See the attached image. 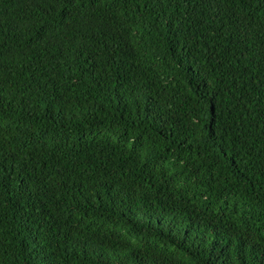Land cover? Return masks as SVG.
I'll use <instances>...</instances> for the list:
<instances>
[{"label":"trees","instance_id":"16d2710c","mask_svg":"<svg viewBox=\"0 0 264 264\" xmlns=\"http://www.w3.org/2000/svg\"><path fill=\"white\" fill-rule=\"evenodd\" d=\"M0 264H264V0H0Z\"/></svg>","mask_w":264,"mask_h":264}]
</instances>
